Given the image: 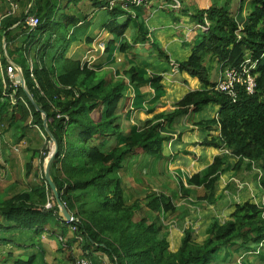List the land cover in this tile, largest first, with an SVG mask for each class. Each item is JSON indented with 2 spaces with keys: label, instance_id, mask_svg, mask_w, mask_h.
I'll return each mask as SVG.
<instances>
[{
  "label": "trees",
  "instance_id": "16d2710c",
  "mask_svg": "<svg viewBox=\"0 0 264 264\" xmlns=\"http://www.w3.org/2000/svg\"><path fill=\"white\" fill-rule=\"evenodd\" d=\"M83 1L12 0L23 9L20 8L19 14H5L0 19V43L4 38L9 54L18 56L16 64L24 85L38 108L45 112L48 131L58 146L50 175L62 204L74 219L62 221L53 199L52 206L45 208L50 201V189L41 172L35 176L38 182L30 191L14 189L9 198L0 197V218L4 222L0 223V233L22 230L40 239L43 232L55 236V225L63 224L62 230L57 231L60 239L64 238L66 227L74 228L76 236L83 241L84 257L91 264H104L93 256L95 252L106 255L109 264H225L234 254L243 257L240 264H254L247 261L251 255H257L256 264H264V205L249 201L234 205L227 220H210L201 242L196 241L191 227L184 228L179 246L173 252L163 217L178 215L183 208L175 207L165 194L152 193L146 196L144 215L134 220L142 207L139 202L126 204L120 177V171L133 157L145 155L152 165L165 160L164 144L172 138L166 130L178 118L200 113L209 106L218 108L216 118L200 120L194 126L218 134L203 138L197 145L222 149L224 154L215 156L201 171L184 176V182L179 178L182 197L189 199L200 189L203 193L194 200L215 205L214 194L221 176L231 170L235 174L256 173L260 171L258 168L264 172V0H237L235 15L230 10L236 0H212L209 8L190 12L199 33L188 58L176 63L178 72L196 78L201 89L185 94L172 111L130 125L127 132L121 122L129 85L100 77L101 64L89 65L83 59L69 58L73 37L79 35L76 37L81 41L85 36L81 42L90 45L92 38L85 33L96 28L92 23L99 18L101 31L112 37L104 41V52L111 54L117 50L119 55H124L129 67L123 75L129 84L148 81L155 100L163 94L162 77L146 75L136 65L139 49L149 44L157 59L170 63L169 57L159 42L149 36L147 26L145 29L142 20L145 5H133L131 0H86L88 5L84 7L89 13L85 14L84 8L79 15L66 13L69 6L77 8ZM177 1L182 4V0ZM188 11L183 7L178 10L183 15ZM32 16L38 19V25L29 29L25 20ZM247 58L254 63L253 94L238 88L235 98H231L212 89L215 81L210 70L214 65L238 67ZM6 66L5 58L0 56V126L6 123L4 134L12 131V138L20 135L14 141L18 143L25 129L30 128L26 120L31 118L46 135L40 113L20 86L14 92L16 104L11 103L12 90L2 84ZM95 112L96 119L92 116ZM32 153L26 165V177L32 170L35 152ZM47 153V149L43 150L39 158L41 165ZM256 178L254 174L253 180ZM260 185L264 189V177ZM46 226L48 230L44 229ZM6 241L0 235V246ZM39 243L35 247L37 254L26 262L15 263L45 264Z\"/></svg>",
  "mask_w": 264,
  "mask_h": 264
},
{
  "label": "rangeland",
  "instance_id": "374dc122",
  "mask_svg": "<svg viewBox=\"0 0 264 264\" xmlns=\"http://www.w3.org/2000/svg\"><path fill=\"white\" fill-rule=\"evenodd\" d=\"M164 1H167V4L164 5ZM163 1V5L162 7H168V5H174L176 8H178L179 10L183 7L182 4L179 5V1L177 0H164ZM197 2L196 4L202 7L201 9H207L209 7H203V5H207V4H212V0H201L200 2L197 0H192V2ZM154 2V4L156 3V5H161V3L156 2L155 0H151V2L149 3V5ZM179 4H177V3ZM3 3H5V0H0V4L2 5ZM234 3V4H233ZM232 3V9L230 10L232 15L236 14V9H237V0L234 1ZM6 5V3H5ZM85 5H88L87 1L84 0L83 2H81L77 8H74L73 6H69V8L66 10V13H68L69 15H79V11H82L81 9L84 8L85 14L89 11L86 7H84ZM18 6V5H17ZM148 6V5H147ZM210 6V5H209ZM20 8L21 10L23 9V7H18V11L16 14L20 13ZM144 8H148V7H144ZM199 8V7H198ZM177 10L174 9H168L169 11L172 12L173 15H177L178 12ZM9 10V7H8ZM149 10H143V12H147ZM235 13V14H234ZM246 13V10L243 11V14ZM6 14V10L5 8H3L1 10V14L0 15H4ZM90 18L93 19V13L90 14ZM144 22V26L145 29L146 28V22L144 21V19H142ZM99 18H95V22L92 23V26L94 25L96 28H94V31H92V37L94 38L92 44H91V48L89 49L90 52H88V56H89V62H99L98 60L102 59V57L100 56H105L104 53V49L102 47V44H104V39L106 38V34L103 33V31H100V25H99ZM81 30L77 31L80 32ZM147 31V30H146ZM148 31L150 33V30L148 28ZM199 32V30H198ZM129 33H132V30L129 31ZM152 34V33H150ZM176 37L181 40L184 44L183 47H181L183 50L184 49H190L191 45L187 44L185 42V38L183 37V34L180 31H176ZM85 35L87 36V33H85ZM79 36V35H76ZM74 36L73 38L75 39V42H78L76 40H78V37ZM153 37V36H152ZM155 39V41L157 40L160 44V46L162 47L163 50V43H167L165 40H162L161 42L158 40L157 37H153ZM83 41V37L81 38ZM106 42V41H105ZM149 44L144 45L143 47L140 48V53H142L144 56H148L150 53V56L155 54L156 52H152L149 49ZM174 49L179 50L180 47L179 45H170L168 50H166L165 52L168 55L169 53H172L174 56V53L172 52ZM14 61L19 62V58L16 54H12ZM3 57V56H2ZM114 57H116V64H110V65H105L104 67V71L99 73V76H105L106 80H109L111 78H114L113 75L115 68H119V71L122 72L123 71V66L119 67V64H123L122 63V59L119 58V54L114 53ZM160 60V59H158ZM161 62H165L166 61H162ZM30 60H28V64L30 65ZM128 67V66H126ZM220 66L214 65L212 67V69L210 70V74L212 75V80L213 82L216 79V75H217V71L219 69ZM141 70L146 71L144 68H141ZM113 74V75H112ZM125 78L121 77H117L115 78V80H121V81H125L124 79H127V84H129L128 82V78L127 76H124ZM166 85H168V82H165ZM133 88V87H132ZM136 91L137 97L133 98L134 100H138L140 98V93L139 90L137 88L134 89ZM129 95H131V98L129 97ZM131 100H132V91L129 88L128 93L126 94L125 99L123 100V103L128 104L129 106H131ZM139 104L136 103L135 107L137 108ZM139 108V107H138ZM208 109L204 110L203 112H201L198 117L200 118H204L206 117L209 113H208ZM93 118L96 119V112L93 113ZM123 119V117H122ZM133 121V119H132ZM132 121H128V120H122L121 122V126L123 127V130L125 132H127L128 128L130 125H132ZM134 122L137 123L136 120H134ZM143 122V121H142ZM140 123V122H139ZM138 123V124H139ZM191 122H189L190 124ZM26 124L30 127L25 129V134H22V139L19 143H15L13 141H11L12 139V131H9V134H4L5 130H6V123H4V125L1 127L0 126V142L3 143L5 141L6 144H4L3 146L7 145V150H9V153L6 154V152H4L3 148H2V156H3V161H2V157L0 156V197L3 198H9L11 195L7 196V193L5 191V189L7 188V184L9 179L15 180L20 186H18V190L17 191H21V190H25V189H29L32 188L33 186H35L38 182L36 181L35 176H39L42 172L43 174V163L42 165L40 164L39 161V157L42 155L43 150H48L50 149V143L48 142V139L46 137V135L42 132V130L38 127V125L36 124V120L35 119H29L26 120ZM181 128H177V130H180ZM186 132L185 129L180 130V132H176L178 133L177 138H181V136L183 135V133ZM26 135V141L23 139L24 136ZM20 136V135H18ZM176 138V139H177ZM174 139V138H173ZM2 145H0L1 147ZM164 149V148H163ZM17 150V151H16ZM22 150H26V154L24 152H22ZM165 150V149H164ZM35 152V159L33 158V164L35 167H33V170H31V173L28 177H26V165L27 163L30 161V157L33 154L32 152ZM137 153H140V150H137ZM165 153V152H164ZM202 153H192L189 152L187 150H181L178 152H174V150H172L171 154L165 155L166 159L163 161H159L157 164L152 165L151 164V159H149L148 157H146L145 155L139 156L138 158L133 157L131 160L128 161L127 165L125 166V168H123L120 171V177L122 180V187L124 189V197L126 200V204L128 205H132L133 202H139V205L142 207L141 211H138L135 213L134 216V220L139 219L140 217H142L144 215L145 212V208L144 205L146 204L147 200L146 196L148 194H152V193H162L165 194V196L169 197L172 202L175 204V207H179V208H183V209H179L180 212H178V215H165L164 218V225L166 226V231H167V239L170 245V249L171 251H176L177 248V243L179 240V237H181L182 235V230L186 227H191L194 232H195V237H196V241L197 242H201L204 239V228L207 226L208 224V219H212L211 215L212 213H209L208 210H214V212H216L218 210L217 207H212L207 206L208 204L206 202H198V201H194L190 200V199H184L179 191V186H178V181L179 178H182V171L181 173L179 172V168L182 167L185 169V164L183 163L189 159H197L199 160L198 163H201V165L204 164L205 160L208 159L207 156L204 155H200ZM9 155V156H8ZM184 157H183V156ZM11 156L13 158H11ZM186 156V157H185ZM210 157V156H208ZM45 159V158H44ZM6 160V161H5ZM11 161L10 163H8L10 165V172L7 175L8 172V168L6 166L8 161ZM149 160V161H148ZM183 161V162H182ZM182 162V163H181ZM6 163V164H5ZM179 166V167H178ZM37 168V170L34 172V170ZM39 168V169H38ZM254 169L256 172L257 167L254 166ZM260 171H257L256 173H244L243 172L241 174H239V176L241 178H245V176H247V178L251 179L249 181V184L251 183L252 186H254L255 188L258 189V192H260L261 186L260 185V181L262 180V178L264 177V172L258 168ZM184 171V170H183ZM246 172V171H245ZM188 174H191V172H188ZM257 174V178L255 180H253V175ZM183 179V178H182ZM237 179V177H236ZM184 180V179H183ZM239 180V179H238ZM253 180V181H251ZM181 181V180H180ZM32 183L31 187L30 184ZM248 184V183H247ZM239 194H241V192L243 191L242 186L239 187ZM251 188L246 187V190H251ZM16 190V189H15ZM238 190V189H237ZM263 190V191H262ZM218 191V190H217ZM195 193V194H194ZM193 194L194 196H200L203 191L201 192H197L195 191ZM4 194H6V196H4ZM50 196L49 198V206H52V196H51V192L49 193ZM261 195V201H257L260 200V198H252V201L255 202L254 204H256L257 206H263L264 205V189H261L260 192ZM214 198L216 199V193L214 194ZM257 199V200H256ZM233 203H240V197H233L232 198ZM252 202V203H253ZM244 203V202H243ZM215 206H218V203L216 202ZM49 209V208H48ZM214 214V213H213ZM217 214V213H216ZM214 218V217H213ZM209 219V222H210ZM160 220H162V217L160 218ZM0 223H4L3 220L0 218ZM45 230L49 229V226H46L44 228ZM72 232H75L74 229H71ZM0 235H3L6 238V243L0 246V264H16L15 261L17 260H21L23 262H26L28 260V258L31 255L37 254V248L38 247V243L40 241V246H42V249H46L48 248V244H50L51 239H53L51 237L50 234L43 232L40 235V239L36 236H33L32 233H28L27 231H20V230H14L11 229L10 231H6V232H1ZM27 237V238H26ZM57 238V237H56ZM55 238V239H56ZM65 241L62 242V245H60L61 247H63L64 249L62 250V254H57V249L59 248L58 246L55 247V249L50 248V253H45V257L44 260L46 261L45 264H60V263H55L56 259H62L61 262H63V264H73L71 263L72 261V255L71 252L73 253V256L76 258V256L81 255L82 250H81V246L83 244V241L80 240L79 237H77V240H75L76 244L74 246L71 245V243H69L70 245H67L68 242L65 238H63ZM61 239V240H63ZM56 241L58 243L61 244L60 240L57 238ZM55 241V242H56ZM180 241V240H179ZM44 246V247H43ZM45 251V250H44ZM68 253L71 255L70 257H68ZM84 255V254H83ZM105 256V255H104ZM256 258L257 255H252L249 256V258L247 259L249 262L251 260L252 263L256 264ZM240 256L237 254H234L230 260L228 262H225V264H240ZM39 258L37 259L38 262ZM36 262V263H37Z\"/></svg>",
  "mask_w": 264,
  "mask_h": 264
},
{
  "label": "crops",
  "instance_id": "0c3cea01",
  "mask_svg": "<svg viewBox=\"0 0 264 264\" xmlns=\"http://www.w3.org/2000/svg\"><path fill=\"white\" fill-rule=\"evenodd\" d=\"M155 1L158 3L160 2L161 5L160 4L156 5V3L154 4V2H152L150 5L148 4V6L145 5L148 8H144L145 6L143 7V10H149L147 12L142 13L143 19L145 20L146 25L150 30V33H152L149 36L157 37L160 42L162 40H165L167 42L165 44L163 43V47H164L165 51L168 50L170 45H172V46L173 45H179L180 49L179 50L174 49L172 51L174 53V56L172 53L168 52V57H169L170 63L169 62L168 63L161 62L160 60H158L156 57L153 56L154 54L150 56V53H149L148 56H144L142 53H140V56L136 60V65L139 66L140 68H144L146 70L145 71L146 75L158 74L162 77L161 84L163 85V94L157 100H155L154 99V96H155L154 91L151 89L150 83L148 81L143 83V84H136L135 83V84L129 85V88L132 91V100H131V104H130L131 106H129V103L128 104L123 103L124 107H123L122 117L124 120H128V121H132V119H133L132 125H137L139 122H142L146 119H149L153 115L158 114L160 112L172 111L174 108V104L177 101H179L185 94L201 89V85L196 78L189 77L186 73H179L178 72L177 63H176V62L185 61L188 58V56L190 55V49H184L183 50L181 48L184 46L185 43H183L181 40H179L176 37V35H177L176 31H180L183 34V37L185 38V42L187 44L193 45V43L196 42V38H197V35L199 33L198 32L199 26L196 25L192 21V19L189 15L191 14L190 12L194 11L195 9H201L202 8L200 6L201 4L197 5L196 4L197 2L196 3L194 1L192 2V0H182L183 8L189 10L187 15H183L181 12L177 13V15H173L174 13L172 14V12L169 11L168 9H166L165 6L162 7L164 0H155ZM197 1L200 2L201 0H197ZM5 3H6V5H5ZM5 3H3L2 5L0 4V14H1V10L3 8H5L6 14L11 9L9 6V3L6 0H5ZM14 4L17 6L16 3H14ZM209 5H211V4H207V5L205 4V5H203V7H209ZM8 7H9V10H8ZM17 11H18V6H17V9L15 10L14 14H16ZM4 16H5V14H4ZM2 17H3V15H0V19ZM99 30L101 31V28ZM92 31H94V28H91V30L89 29L86 33L88 34L87 35L88 37L92 38V42H93L94 38L92 37ZM103 33H105V32H103ZM128 36H129V34L127 35V37ZM82 37L84 40L85 36H82ZM111 39H112V37L109 36L108 34H106V38L104 40L108 41ZM3 42H4V44H3ZM91 44L86 45L79 40H78V42H73L72 45L69 47V51H68L67 56H69V58H73L74 60H80L81 61L84 58V56L86 55V53L89 51V49L91 48ZM139 51H140V49H139ZM150 51H151V49H150ZM9 52L10 51H8V49L6 48V43L4 41V38H1L0 56H3L4 58H5V56H7V58L10 59V61L12 60L13 62H15V65H17L16 61H14V59H13V56L11 54H9ZM114 53L119 54L117 50L112 51L111 54L105 53V56H100V57H102V59L98 60L99 62H97L95 64L92 63L93 65L101 64V69H100L99 73L104 71L103 69H104L105 65L107 66L110 64H116L117 58L114 57ZM119 58L122 59V63H123V64L120 63L119 67L123 66V71L120 72L119 68H115V70H116V71H114L115 75L112 74L114 77L113 80H115V78L121 77V76L123 78H125L123 75V72L125 70H127L129 67L128 65H126L124 55H119ZM126 66H128V67H126ZM1 73H2V70H1ZM100 77H105V76H100ZM111 79H109V80H111ZM124 80L127 83V79H124ZM165 82H168V85H166ZM135 88H137L139 90L140 98L138 100L133 101V98L137 97L136 91L134 90ZM129 97L131 98V95H129ZM136 103L139 104L137 106V108L135 107ZM207 109L209 111L208 112L209 114L206 117H204V118L198 117V115L201 112L196 113V114L186 115V116H183V117L175 120L173 122V124L169 127V129L166 130V132H168V135L172 134L171 135L172 138L164 144V149H165V150L163 149L165 152V153H163L164 155H167V153L171 154L172 150H174L175 153L178 151H181V150H187V151L192 152L194 154L198 153V152L202 153L200 155L207 156V158H208L205 160L203 165H201V163H198L200 158H199V160L197 158L195 160L189 159L185 162L182 161L183 163H186L185 169L182 167L179 168V170H180L179 172L181 173V171H182V173H181L182 178L184 176L190 177L192 174L201 171L203 168H205L207 165H209L212 162V160L215 156L220 155V154H224V150H222V149L206 148V147H202V146L197 145V143L200 142L203 138H206L210 135H217L218 134V132H214V131H208V130L207 131H200V130H198V128L196 126H194V124H196V122H199L200 120L216 118L218 108L214 107V106H209ZM97 117L98 116L96 113V118ZM134 120H136L137 123L134 122ZM189 122H191V123L189 124ZM177 128H181L180 130H182V129L186 130V132L183 133L181 138H179V137L177 138L178 133H176V132H180V130H177ZM18 137H16V138H18ZM16 138H12L11 141L14 142ZM21 139H20V141H21ZM23 139L26 141V135L24 136ZM4 144H6L5 141L3 143L0 142V145H2L0 147V156L2 157V161H3V156L1 155L2 151L4 150V152H6V154L9 153V150H7V145L3 146ZM194 144H196V145H194ZM2 148H3V150H2ZM22 152H24L26 154V150H22ZM208 156H210V157H208ZM11 158H13V157L11 156ZM165 159H166V156H165ZM10 162L11 161L9 160L7 162V164L5 163L7 168H8L7 175L9 174L10 169H11L10 165L8 164ZM230 163H234V161L230 160ZM31 164H32V170H33V167H35L33 164V160H32ZM36 170H37V168L34 170V172ZM188 172H191V174H188ZM241 173L242 172L235 174L234 171L231 170V171L227 172L225 175L220 177V179L218 181V191L216 192L218 206L211 205L212 207H217L218 210L216 212H214V210H210V211L208 210L209 213H212V214H210L211 218L214 217V218L219 219L220 222H223V221L227 220L229 214L233 212L234 205L242 204L245 201H249L252 203L253 202L252 198L255 199V197L258 199L260 198V200L256 199L257 201L262 200L261 196H259V195H261L260 192H261L262 188L260 189V192H258L257 188L252 186L251 183L249 184L251 177L247 178V176H245V178H241L239 176V174H241ZM244 173H247V172H243V174ZM236 177H237V179H236ZM251 181H253V180H251ZM183 182H184V180H183ZM31 185H32V183L30 184V187H31ZM18 186H20V185L15 180L9 179L8 184L6 186L7 188L5 189V191L8 192V195H11V193L14 189H16V191L18 190L17 189ZM241 186L243 188V191L241 192V194H239V190H240L239 187H241ZM246 187H248V188L252 187V189L247 191ZM26 190L30 191L31 188L25 189L23 191H26ZM197 192H201V190L197 189ZM194 194H192L193 196L191 198H189L190 200H193V202L195 201L194 200V198H195ZM235 196L240 197V200H241L240 203H233L232 198ZM253 203H255V202H253ZM207 206H210V205H207ZM209 219H208V224H209ZM62 228H63V224L55 225V231H54L55 236H51L53 239L50 240L52 242H50V244H48V248L42 249L44 257H45V253H50L51 246L53 249H55V247L58 246L59 248H56L58 250L57 254H62L61 252L64 248L60 246L62 244H60L56 241L57 238H60L57 231L62 230ZM205 228H204V230H205ZM71 229H72L71 227H66V230H65L66 234H65L64 238L67 240V242L71 243V245L74 246L76 244L75 240H77V239H75V238H77V236H76L75 232H72ZM57 236H59V237H57ZM179 240H180V237H179ZM179 240L177 243V248L179 246V242H180ZM63 241H65V240L63 239ZM39 248H40V246H39ZM41 248H42V246H41ZM80 253H83V252H80ZM71 255L68 253L67 256L72 257L71 263L74 264L75 257L73 256L72 252H71ZM93 256L101 259L104 262V264H109V261H108V258L106 257V255L104 256L101 253L95 252V253H93ZM240 258H241L240 259V261H241L243 257H240ZM257 259H258V257L256 258V261H257ZM61 261H62L61 258L56 259L55 263L63 264V262H61ZM240 261H239V263H240ZM44 262H46V261L44 260ZM250 262H251V260H250Z\"/></svg>",
  "mask_w": 264,
  "mask_h": 264
},
{
  "label": "built area",
  "instance_id": "2783aa9c",
  "mask_svg": "<svg viewBox=\"0 0 264 264\" xmlns=\"http://www.w3.org/2000/svg\"><path fill=\"white\" fill-rule=\"evenodd\" d=\"M6 1L9 3V6L11 8L10 11L7 13V15L14 14L15 10L17 9V6L12 2V0H6ZM150 2L151 0H131V4L136 6L148 5ZM167 8L174 10L178 9L174 5H168ZM25 24L29 27V29H33L38 25V19L34 16L28 17L25 20ZM200 28L201 30H205L203 27ZM102 47L104 49V44H102ZM88 52H90V50ZM88 52L84 56L83 61H86L90 65L93 62L92 63L89 62ZM14 64L15 62H13L12 60L10 63H7V66L4 70L6 78H3V74H2V84L4 88L12 90V94L9 95V97L11 99V103L15 105L16 100L14 99V92L15 89L18 86H20L21 76L16 71ZM253 70H254V63L251 62L249 58L245 59V61L238 67L219 68L212 89L216 92L223 93L231 98H235L236 90L238 88L243 89L245 93L251 95L255 92V88H256L255 78L252 74ZM49 205L50 204L48 202L45 205V208L46 209L50 208L51 206ZM59 240L61 239L59 238ZM74 264H91V262L88 259H86L82 253L81 255L76 256V258L74 259Z\"/></svg>",
  "mask_w": 264,
  "mask_h": 264
},
{
  "label": "water",
  "instance_id": "95a60500",
  "mask_svg": "<svg viewBox=\"0 0 264 264\" xmlns=\"http://www.w3.org/2000/svg\"><path fill=\"white\" fill-rule=\"evenodd\" d=\"M3 44H4V42H3ZM5 60L7 63L11 62L10 59L7 58V56H5ZM14 67H15L16 71L18 72V74H20V76H21L20 87L23 90L24 95L26 96V98L28 99L30 104L34 107V109L40 113L41 121H42V128H43V131L46 133V136L48 138V142L50 143V149H49V151H48V153H47V155L43 161L44 162L43 163V177H44L45 183L48 186V188L50 189L52 199L55 201V204L58 208L59 217L64 222H72L74 219L71 216V214L66 210L65 206L62 204L60 197H59V194H58V191L56 189V186H55V184L51 178V175H50V168H51L52 162H53V160L57 154L58 146H57L56 141L53 138L52 134L48 131V127H47L48 121H47V117H46L45 112H43L42 110H40L38 108V106L36 105V103L34 102L32 97L28 93V91L24 85L22 72L20 71L19 67L15 64H14Z\"/></svg>",
  "mask_w": 264,
  "mask_h": 264
},
{
  "label": "clouds",
  "instance_id": "9594fccd",
  "mask_svg": "<svg viewBox=\"0 0 264 264\" xmlns=\"http://www.w3.org/2000/svg\"><path fill=\"white\" fill-rule=\"evenodd\" d=\"M20 69V68H19ZM21 70V69H20ZM52 198V197H51Z\"/></svg>",
  "mask_w": 264,
  "mask_h": 264
}]
</instances>
